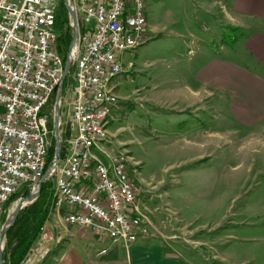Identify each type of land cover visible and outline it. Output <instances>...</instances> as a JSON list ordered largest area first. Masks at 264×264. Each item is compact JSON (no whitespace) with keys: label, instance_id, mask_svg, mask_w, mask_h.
<instances>
[{"label":"rangeland","instance_id":"rangeland-1","mask_svg":"<svg viewBox=\"0 0 264 264\" xmlns=\"http://www.w3.org/2000/svg\"><path fill=\"white\" fill-rule=\"evenodd\" d=\"M21 1L6 0L10 4ZM218 2L224 3V0H144L150 38L134 52L123 56L127 74L118 85V109L114 114V109L112 111L113 120L107 127L108 140L103 151L108 156L121 152L125 162L136 165L135 173L129 175L135 184L137 181L139 205L148 211L150 236L163 238L190 252H202L204 245L200 242H206L219 255L217 259L223 258L226 264L246 260L250 264H264V129L249 130L232 121L223 101L219 100L204 106L196 117L191 111L183 112L184 105L177 97L182 85L180 76L210 55L249 67L243 62L244 50L238 45L242 34L229 29ZM68 20L71 27L69 16ZM77 21L80 38H83L85 31L80 28L83 29L84 23L80 16ZM71 30L73 36L72 27ZM71 68L74 69L73 62ZM72 75L62 93L60 109L63 152ZM171 95L176 97L174 107L170 106L173 101L168 103ZM53 106L46 111L52 122L48 150L52 148L54 156ZM199 124L201 129L198 130ZM109 133L115 134L112 139ZM117 142L124 143L118 146ZM62 158H59V167ZM140 176L144 182L143 197L140 196ZM49 181L55 192V177ZM148 184L157 185L156 194L149 193ZM18 199L6 206L5 222ZM30 205L32 203L26 207ZM54 212H57L55 203ZM62 212L66 218L65 210L57 213ZM49 217L44 226L51 224ZM44 226L41 234L50 237L51 229L44 231ZM96 236L98 238V234ZM105 238L98 241L109 240ZM49 243H46L49 252L45 259L33 264H41L51 257ZM115 244L123 248L121 243Z\"/></svg>","mask_w":264,"mask_h":264},{"label":"built area","instance_id":"built-area-1","mask_svg":"<svg viewBox=\"0 0 264 264\" xmlns=\"http://www.w3.org/2000/svg\"><path fill=\"white\" fill-rule=\"evenodd\" d=\"M61 1L0 0V236L9 200L24 188L34 194L45 173L46 109L63 72L55 50V18ZM69 1L84 23L85 37L79 34L73 49L67 139L61 166L53 173L54 203L58 212L65 210L68 224L128 250L139 236L149 235L151 221L138 203L139 196L132 194V186L137 185L129 174L136 165L125 162L121 152L108 156L103 151L108 140L105 129L118 101L116 86L104 92L103 81L121 77L123 56L147 42L144 0ZM89 160H97L95 172H87ZM86 183L91 185L88 190ZM40 236L23 264L45 259L46 243L53 238L46 233Z\"/></svg>","mask_w":264,"mask_h":264},{"label":"crops","instance_id":"crops-1","mask_svg":"<svg viewBox=\"0 0 264 264\" xmlns=\"http://www.w3.org/2000/svg\"><path fill=\"white\" fill-rule=\"evenodd\" d=\"M217 5L220 6L229 29L242 34L238 45L243 48L245 58L242 60L249 67L229 58L210 55L190 66L187 73L180 76L182 85L177 97L182 100L183 112L191 111L196 117V113L203 111L204 106L219 100L223 101L224 109L232 121L249 130L264 129V0H224V3L218 2ZM146 29L147 41L150 37L149 28ZM246 31L251 32L245 34ZM126 74L125 68V73L114 81L116 96L118 85L125 79ZM175 95L169 96L171 98L168 103L174 102L171 107L175 106ZM212 106L216 107V104ZM117 109L118 106L114 108L113 114ZM112 120L113 115L110 118ZM195 128L197 130L196 125ZM114 135L109 133V139ZM117 143L119 146L124 142ZM143 183L140 176L141 197L145 193ZM85 186L88 190L91 185L86 183ZM147 186L151 195L156 194L157 185ZM139 202L143 204L141 199ZM64 215V212L52 213L49 217L51 224L46 223L44 226V231L51 229L48 234L53 236V240L49 243V262L46 260L41 264H226L222 257L217 259L219 255L206 242H200V245H204L201 247L202 252H190L166 242L163 238L158 240L150 235L138 238L126 253L120 244L109 240L100 242L93 232L67 224ZM205 245L208 248H204ZM103 250L106 253L100 255ZM234 264L250 263L246 260Z\"/></svg>","mask_w":264,"mask_h":264},{"label":"trees","instance_id":"trees-1","mask_svg":"<svg viewBox=\"0 0 264 264\" xmlns=\"http://www.w3.org/2000/svg\"><path fill=\"white\" fill-rule=\"evenodd\" d=\"M80 30H82L80 28ZM55 31L57 34L55 50L56 53L61 57L64 65L69 45L72 40V30L69 25L68 14L66 12L64 2L59 3L55 18ZM74 69L71 68L67 79L63 85V93L66 89V84L70 80L71 73L73 74ZM55 102V95L49 101L48 107L51 108ZM51 119L49 121V130H51ZM52 149V148H51ZM51 149L48 150L46 165L44 172L50 166L53 153ZM63 157V147L61 151V157ZM24 191L19 192L12 196L8 204L18 199L21 196L27 197L29 191L24 188ZM54 191L51 181L45 182L40 189L38 199L32 203V205L24 208L19 213L14 225L7 232L5 237V244L3 250L4 264H22L26 259L31 247L37 242L41 235L42 228L48 217L54 210ZM5 222V220H4Z\"/></svg>","mask_w":264,"mask_h":264},{"label":"water","instance_id":"water-1","mask_svg":"<svg viewBox=\"0 0 264 264\" xmlns=\"http://www.w3.org/2000/svg\"><path fill=\"white\" fill-rule=\"evenodd\" d=\"M64 6L68 16L70 17L71 27L73 29V36L71 43L68 49V55L66 57L65 63L63 65V72L60 80V85L56 89L55 93V102L53 106V138L55 142V151L53 160L51 161L50 166L46 169L44 175L36 184V192L34 194H29L27 197H20L17 202L15 203L13 212L11 217L5 222V225L2 229L1 236H0V264H4L3 260V248H4V240L6 237L7 232L15 223L20 211L27 206V204L33 203L40 194L41 186L49 181L53 177V173L58 166V161L60 158V153L62 149V140L60 138V131H59V118H60V109H61V101H62V93H63V85L66 79V76L69 73L70 66L72 64V57H73V49L78 39L79 31H78V21L75 11L70 5L69 0H64Z\"/></svg>","mask_w":264,"mask_h":264},{"label":"bare ground","instance_id":"bare-ground-1","mask_svg":"<svg viewBox=\"0 0 264 264\" xmlns=\"http://www.w3.org/2000/svg\"><path fill=\"white\" fill-rule=\"evenodd\" d=\"M143 28L146 29V19L143 20ZM74 53V51H73ZM115 79H107V81H103V90L104 92H111V87H114L112 85V82ZM107 129H105V137L107 138ZM97 170V160H89L87 165V172H95ZM135 172L133 171V174ZM135 181V180H134ZM137 184V181H136ZM139 193L137 186H132V194L133 196H137ZM56 211L58 212L57 206H55Z\"/></svg>","mask_w":264,"mask_h":264}]
</instances>
